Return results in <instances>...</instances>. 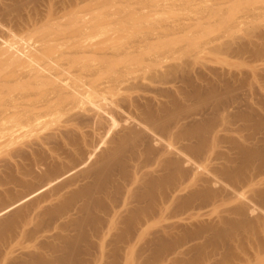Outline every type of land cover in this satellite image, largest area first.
Instances as JSON below:
<instances>
[{
  "label": "rangeland",
  "instance_id": "374dc122",
  "mask_svg": "<svg viewBox=\"0 0 264 264\" xmlns=\"http://www.w3.org/2000/svg\"><path fill=\"white\" fill-rule=\"evenodd\" d=\"M16 1L19 2L21 0ZM16 1L0 0V46L2 47L4 41L11 40L10 43L14 41L13 44L21 48V51H24L26 44L21 43L24 46H20L21 41L19 39H21L22 36L23 38H28L29 30V33L32 32L30 34L31 37L32 34L39 31L37 29L43 26L40 28V32H37L38 34L32 37L40 38L41 36H46L47 38L56 39L59 35L68 34L76 30L81 21L80 16L82 17L86 11L89 14L93 12V15L91 14L92 17L103 18V21L107 25L112 24L114 20L118 18V15L127 14L126 16L129 17V13H135L139 18H135L136 20H133V23L130 21L131 24L129 23L130 25L128 24L129 26L123 29L119 36L120 38H108V34H100L92 38L89 34H82V36L79 35L76 39L77 45L80 46L74 48V50L86 47L87 45V48L91 49L90 51L96 54L97 59L96 57L89 59L90 61L88 60L87 67L81 69L80 73L83 77L92 75L91 77L98 79L107 89L105 96L108 98L104 101V104H106L107 109L111 111L113 117L116 119H114L115 124L110 126L111 128L109 127L106 129L107 134L106 131H104L105 128L100 123H98L97 126L96 124L94 126L91 125L94 129L86 125L84 130H86V132L89 130L86 136V140L89 139L88 142H86L88 146L82 141L80 144H75V146L70 147L76 148L77 150L75 149V151L70 149L66 150L63 148L64 146L59 148L58 146L60 145L58 144L60 143L55 144V142L42 145L33 144L31 145L32 148L29 146L27 147V145L24 144L23 136H19L17 132L15 133V137H12V140L6 143L10 139L11 133L8 131V133L0 132L1 135L4 134L0 137H4L2 140L0 139V180L4 178L9 181L6 182L3 179L7 184L3 183V180L0 181V195L4 192L3 196L6 194L4 196L6 197L8 194L5 200L3 199L4 197L1 198L0 196L2 200H0V204L3 205L4 202L5 205H9L10 202L14 201V196L18 197L20 194V197H22V193L26 195L27 191L32 193L30 190L33 189V185L34 188H37L36 184L38 181V185L40 186L44 184L41 182L48 181L42 180L44 175L45 178L43 179H46L49 174L56 178V174H58L56 168L61 167L59 169L61 170L63 168L62 170H64V166L74 165V162L76 163V161H80L81 159L80 151H83L82 154H85L86 151L90 149L93 150V144L95 145L98 143L102 145L101 147L97 145V149H95L93 153L94 156L92 154L94 161H97L101 157L102 150L111 145L114 136L117 137L119 133H122L130 127L137 131H142L143 129V132H146L145 130L147 129V131H150L146 132L148 135L147 140H149L148 142L150 143L146 144V147L148 146V148H151L153 144L152 146L155 145V148L152 147L151 154H148L146 157H143V155L145 156V154H143V158L140 157V161L147 158V162L146 160H143L145 163L142 162L144 165L140 162L138 167L135 165L129 167L133 172L137 173L138 171L137 183L143 188H140L141 191L144 190V188L145 191L149 189V186L146 185L145 187V184H147L149 180L153 182L155 179L156 182L162 183V179H164V177L168 179L170 177L169 174L172 173L174 175L176 174V178L174 179L175 181L169 183H166L167 179H164L165 183L162 184L165 186L159 185L158 188L156 187L154 189V191L157 190L155 196L153 194V202L150 201L155 207L154 211L156 214L154 219V241L150 243L149 247H146L144 246L146 242L145 238H142L138 250L139 252L137 251L138 254L136 253L135 256L136 258L127 264H264V155L261 153L259 155L250 153L252 147L257 148L258 146L260 147L259 149L264 148V0H24L25 2L22 0L19 3H15ZM27 1H29V3ZM10 8L11 13L7 12L10 11ZM3 12L6 14L4 17ZM135 14L134 16H136ZM56 23L60 25L57 26ZM50 24L54 27L57 26L58 31L59 29L63 30L61 29L62 26L67 30H63L62 33L59 34L57 33L58 31L54 32L53 29L50 30ZM47 27L49 28L48 30ZM14 36L15 38H13ZM162 37L164 38L162 39ZM157 39L159 41H157ZM17 41H20L19 46ZM88 43L90 44L88 45ZM162 48L163 50H161ZM78 54H80V52H78ZM143 54L145 55L143 56ZM89 63L91 65H89ZM14 85L10 90L12 94L9 92L11 98H14L13 96H17L20 93L21 87L19 86L18 88V85ZM16 90H18V92ZM159 94L161 96H159ZM162 95H164V97ZM96 96L98 97L96 94L92 99L96 98L95 100H97ZM134 97H137L139 100L136 98V102ZM126 102L128 105H125ZM148 102L150 105L154 104L156 107L155 110L153 109L154 106L148 105V107L150 106L149 110L146 105L149 104ZM164 102L165 104L167 103L168 109L165 108ZM120 103L121 105H119ZM138 103H140V105ZM124 106L126 107L125 109H123ZM159 107L161 108L160 111H163L162 113L158 111ZM143 108L149 110V112L152 109L156 111L150 112L151 115L155 113V115L152 116L151 122H155L153 120L159 118V114L170 111L168 113L169 115L170 113L175 114V116L177 114L176 119L178 121L174 120L177 124L172 121L173 124H170L166 131L163 127L161 128L163 130H161L158 125L161 124L162 121L160 122L161 119L159 118L158 122L160 123L158 125L154 124L158 127H154L158 129L160 133L159 131L156 132L155 128L152 126L153 124L149 126L147 123L149 122L150 113H147V111L145 112L146 114H143ZM162 109H166L167 111ZM81 111V113L84 114V111ZM180 114H182L183 119ZM147 115L149 116L148 119H144ZM166 115L167 114H163V118H167ZM139 117L141 118L139 119ZM142 117L143 120L147 122H143ZM211 118L214 119L212 122L213 124L211 123L212 128L210 127L209 130L206 131L208 132V136L204 137V142H200L199 139L197 141L195 138L196 136H193V138L186 135L188 131L187 128H190L192 124L195 126L197 123L202 121L206 122V119L208 120ZM117 121L119 122L117 123ZM140 121L144 124L141 125L144 126L141 127L142 129L139 127V124H141ZM137 122L139 123L136 124ZM29 123V121H26L23 124L25 128L27 127L26 129L30 130L31 125ZM116 123L120 124L116 125ZM64 124L65 121L54 125L45 124L40 130L42 131L41 134L56 135L57 130L60 128L62 129ZM171 126L174 128L170 129ZM116 127L118 128L116 129ZM182 130L186 132L183 133ZM92 131L93 133L95 132L94 134L96 137L93 135ZM162 131L164 135L161 133ZM149 133L154 135L152 136ZM165 133H167L166 136ZM182 133L185 136L182 135ZM5 134H8L9 137ZM97 135H99L100 138H98ZM5 136H7L8 139L5 138ZM158 136L163 138L164 144L160 142L162 138ZM152 137L157 140L154 141ZM158 138H160V140H158ZM100 140L103 141V144ZM150 140H153L152 144ZM78 141L80 142L81 140ZM146 141L144 143H148ZM62 144L64 143H61V145ZM158 146L159 148H157ZM164 146L167 148H164ZM210 146L212 147L210 148ZM16 147H19V152ZM35 148L37 150H35ZM253 148L251 150H253ZM20 149L21 151L23 149L25 150L24 154H27L26 151L28 150L29 154L23 158ZM60 149L63 150V153L60 152ZM37 151H41L40 154H42L41 157L44 158H42L44 163L51 160L50 164L48 162L50 166L47 164V167L44 166L45 164L42 163L43 160L39 158L40 156L38 157ZM13 152L16 155L13 154ZM64 152L68 154H64ZM43 154L46 157L48 156L49 160H46L48 158L43 156ZM52 155L56 157L52 158ZM66 155H71V158L75 156L73 158L75 161L71 158H66L68 157ZM27 157H30L32 163L28 162L30 159L28 158L27 160ZM93 157H91L92 159L89 158L87 162L91 159L89 163H94L92 162ZM151 157H155L156 159L154 160V158ZM177 158H179L180 161H176H179L182 166L178 164L179 162L176 164V167L169 166L168 160H172L176 163L175 159ZM186 158H190V161ZM55 159H57L58 162ZM149 159H152V161L150 160L148 163ZM4 160H6L7 163L4 162ZM17 160H20L19 162H21L22 168L19 162L17 163ZM37 160L39 163H37ZM54 160L56 162H54ZM181 160H186L187 162L184 161L186 163H182L183 161ZM3 163L7 165L9 169H7V166L3 167ZM40 163L41 165L43 164V166H41L42 168L39 166ZM89 163L86 164L87 167ZM11 164H13V166ZM53 164L55 166L51 167ZM183 164L185 166H183ZM28 165H30L29 167L33 170H31L32 172L37 170L35 173L39 171L43 176L31 172L32 175H36L35 179L34 177L32 178L28 172L30 171ZM57 165L58 167H56ZM35 166L37 168H35ZM48 166L53 168V172L51 173L49 171L50 173L48 172L49 174L47 173L48 175H46L44 173L50 169ZM89 166H91V164ZM177 166L182 167L183 169L180 168L181 170L179 171L183 172H177V168H179ZM23 167H26L25 169L28 170L27 173L26 171L24 172ZM54 167L56 170H54ZM15 168L17 174L14 173ZM45 168L48 169L46 170ZM88 168H86V170H88ZM158 168L167 169H161L157 172L154 171ZM2 169L5 170V173L1 171ZM39 169H43L44 171L42 172L44 173ZM11 170L14 171L12 172ZM50 170L52 171V169ZM60 170L59 172L62 173V170ZM82 170L83 169L80 171ZM150 170L152 172H150L151 174L149 173ZM169 170H171L170 173ZM173 170L176 171L172 172ZM21 171L22 173L20 174ZM83 171H85V169ZM83 171L78 174L77 183L79 186L82 185L83 182H85L83 184H90L91 181L89 180L93 181L91 176L88 178L83 176ZM143 171L144 173L147 171L145 175ZM75 172H73V176ZM2 173L5 174V176ZM54 173H56V176L53 175ZM11 174L14 176L17 175L16 177L18 178L21 177V182H18V178H16L17 182H15L16 180H13L15 177ZM153 174L156 175V177ZM9 175L11 177L13 176V179H9V177L6 178ZM39 175L42 177L40 178ZM79 175L83 177V180ZM160 175H163V178ZM50 176L48 177L49 179L55 180L54 178L52 179V177L50 178ZM148 176L150 178H148ZM22 177L24 179L23 182H28L32 189L30 188L29 190L28 184L22 183ZM27 177L30 178L34 184L30 180L26 181ZM68 177L69 176H67V178ZM39 178L41 180H39ZM60 178L62 180L63 176ZM67 178L66 180L63 178L67 183L63 180V183H61L59 179L56 180L55 183L60 181L59 184L58 182L56 183L59 187L63 186L60 184H70ZM146 178L148 179L146 180ZM10 180L13 181L10 182ZM145 180L146 182H144ZM151 181H149V183ZM16 183H19L20 187L19 185L15 186L17 185ZM53 183L52 181L51 184ZM137 183H135L132 188H135L134 186L136 185L139 186ZM22 184L27 188H22ZM56 184L54 185L57 186ZM78 184L70 185L67 190H65H74L79 187ZM115 184H118L117 179L114 181L113 186H116ZM167 185L170 187H167ZM11 186H14L15 189ZM52 186L53 185H50L52 190H49L51 188L48 186L49 189L45 187L46 190L42 192H53L54 188H58V186ZM9 188L11 189L9 190ZM17 189H21L23 192ZM6 190L10 192L8 193ZM24 191L26 193H24ZM123 191H125V189H122L119 197L123 195ZM167 193H171L169 195V200ZM40 194H37V196L35 195L36 198L35 196L31 198H34L33 204L38 202ZM66 194L69 193L65 192V196L67 197L68 195ZM9 196H13V200H11ZM17 197L15 200L18 199ZM30 201L31 202H26L27 204L24 202L25 205L21 203L20 207L25 206L23 207L24 209L28 207V210L34 209L35 207L34 211L32 209L33 215H35L37 208L35 205L33 206L32 200ZM154 201H156V204ZM51 202L56 203L57 200ZM147 202H149V200H143V203L141 202L140 205L143 207ZM106 204L110 206V202ZM155 209H157V211ZM12 212L8 213L11 214ZM8 213L4 214L1 218L7 217ZM31 228H33V224ZM46 241L50 244L52 239L48 238L45 242H41L42 245L45 244L44 246H49V244H46ZM143 241L144 244L142 243ZM125 257L127 258L128 256L125 254Z\"/></svg>",
  "mask_w": 264,
  "mask_h": 264
},
{
  "label": "bare ground",
  "instance_id": "6f19581e",
  "mask_svg": "<svg viewBox=\"0 0 264 264\" xmlns=\"http://www.w3.org/2000/svg\"><path fill=\"white\" fill-rule=\"evenodd\" d=\"M21 1H19V2H21ZM19 2L16 1L15 3H19ZM27 2L29 3V1H27ZM5 4H7V3H5ZM73 5H75V4H73ZM103 7H101V8H103ZM12 10H13V8H12ZM22 10H23V8H22ZM41 10H42V8H41ZM7 12L11 13V8H10V11H7ZM3 14L2 15L4 17L6 14L4 12H3ZM91 14L93 15V12ZM91 14H89L86 11V13H84L82 17L80 16L81 21H80V24L76 30L71 31L68 34L59 35V37L56 39H52L50 37L47 38L46 36H41L40 38L32 37V36H35L36 34H38L37 32H40V30H41L40 28L43 26H41L39 29H37L39 31H36V33L34 32L35 34H32L31 37H30V34L32 32L29 33V31H30L29 30L28 31V34H29L28 38L27 37L23 38V36H22V38L20 37L21 39H19L21 41V42L19 41L20 44L21 43L26 44V46H25L26 50L24 49V51H21V48L16 47L13 44L14 41H13V43H10L11 40L4 41L2 43V47L0 46V132L3 133V132L8 131L9 133H11L10 139L6 143H9L12 140L11 138L15 137V133L17 132L19 134V136H23L24 144H26L27 147L28 146L31 147V145H33V144H37V145L41 144L42 145V144H46V143H50V142H52V143L55 142V144L60 143V144H58L60 146L57 145L59 148L64 146L63 148L66 150L70 149V150L75 151L76 148H70V147L75 146V144H80L82 141L86 144V142H88V140H89V139L86 140V136L88 134L87 132L89 131L88 130L86 132V130H84V127L86 125L92 127L91 125L94 126L96 124V126H97V124L100 123L105 128V130H104V128H103V130L106 131V129H108L110 126L115 124L116 119L113 117L111 111H109L107 109L106 104H104V101L107 100V98H108L105 96L107 89L100 83V81L98 79L91 77L92 75H90V76L84 75L85 77H83V76H81V73H80L81 69H85L87 67L88 60L91 58H95L96 54L91 52L90 51L91 49H88L87 45H86V47H81L77 50H74V48L80 46V45H77L76 39L79 35L82 36V34H89L92 38L97 37L100 34L101 35L102 34H108L109 35L108 38H112V39L115 37L120 38L119 36H120L121 32L123 31V29L126 26H129L131 24L130 21L132 22L133 20H136L135 18H139V17L135 13L134 14L137 17L134 16L133 13H129L128 14L129 17L126 16L127 14L118 15V18L116 20H114V22L112 24L107 25L103 21V18L92 17ZM81 15H82V13H81ZM25 16H27V15H25ZM19 19H20V17H19ZM56 20H54V21H56ZM48 23H49V20H48ZM51 24L49 25L50 30L53 29L54 32L58 31L57 26L60 24L57 25V23H56V25H57V26L55 25L56 27H54L53 25L51 26ZM0 28H1V26H0ZM65 28H67V27H65ZM48 29L49 28L47 27V30ZM61 29L65 30V31L67 30V29H64L63 26ZM42 30H43V28H42ZM63 30L59 29V31L57 33L60 34V33H62ZM65 31H64V33H65ZM68 31H70V30H68ZM15 36L13 38H15ZM18 38H19V35H18ZM163 38L164 37H162V39ZM157 41H159V40L157 39ZM19 42H18V46H19ZM99 42H101V41H99ZM97 43H98V41H97ZM23 44H21L20 46H24ZM89 44L90 43H88V45ZM142 47H141V49H142ZM115 48H116V46H115ZM147 49H149V48H147ZM161 50H163V48ZM78 52H80V54H78ZM138 55H139V53H138ZM144 55L145 54H143V56ZM132 57H134V56H132ZM135 57H138V56H135ZM96 59H97V57H96ZM108 61H109V59H108ZM137 61H139V60H137ZM89 65H91V64L89 63ZM90 72H92V71H90ZM14 84H16V85H14ZM13 85L14 86L18 85L17 87L19 88V86H20L21 88H20V93L17 96H13L14 98H11L9 92H11L10 90H11V87ZM16 91L18 92V90H16ZM13 92H15V91H13ZM161 92H163V91H161ZM11 94H12V92H11ZM96 94L98 95V97L96 96L97 100H95L96 98L92 99V97H94ZM168 95H170V94H168ZM159 96H161V95L159 94ZM162 96L164 97V95H162ZM151 97H150V99H151ZM136 98H135V100H136ZM149 101H151V100H149ZM136 102H137V100H136ZM165 102H164V104H165ZM168 103L170 104L169 100H168ZM126 104H127V102L125 103V105ZM138 104L140 105V103H138ZM166 104H165V106H166L165 108H167ZM119 105H121V103ZM139 105H138V107H139ZM146 105L148 107V105H150V103L146 104ZM143 106H145V105H143ZM150 106L153 107L154 104L150 105ZM162 106H163V103H162ZM157 107H158V104H157ZM160 107H159L158 111L160 113H162L163 111L162 112L160 111V109L162 107L161 108ZM217 107H218V105H217ZM125 108L126 107L124 106L123 109H125ZM155 108L156 107L154 106L153 109L155 110ZM153 109L150 112H156V111H153ZM78 110H80V111H78ZM81 110L84 111V114L81 113L82 112ZM142 110H144L143 114H146L145 112H147V111H148L147 113H150L149 112L150 108H149V110H145L144 108ZM162 110L167 111L166 109H162ZM158 111H157V115H158ZM169 112L170 111H167V113L166 112L163 113V114H167L166 115L167 118L166 117L163 118L165 115L163 116V114H159L160 116H162V117L159 116V118L161 119L160 122L162 121L161 124H159L160 122H158L159 118H156L157 121L154 119L153 121H155V122H151L152 116H154L155 113L154 114L152 113V115L150 113L149 122L144 121L143 117H142V121L147 122L149 126H151L153 124L152 125L153 127L155 126L154 124H156V125L159 124L158 125L159 128L161 129L163 127V129L166 131L168 129V126L170 124H173L172 121L177 120L176 119L177 114H176V116H175V114H172V113H170V115H169L168 114ZM179 112H178V114H179ZM183 112H184V110H183ZM182 114H180L181 117H182ZM80 115H81V117H80ZM135 116H137V115H135ZM148 117L149 116L147 115V117H144V119L145 118L148 119ZM156 117H158V116H156ZM140 118L141 117H139V119ZM182 119H183V117H182ZM124 120H126V119H124ZM26 121L30 122L29 123L31 125L30 130L26 129L27 127L26 128L24 127L23 123ZM62 121H65V124L63 126L61 125L62 129L61 128L58 129L56 132V135L55 134H48V135H42L41 134L42 131H40V130L45 126V124L54 125L56 123L59 124ZM137 121H139V120H137ZM213 121H214V119L211 118L208 120L206 119V122L202 121V122L197 123V124L195 123L196 124L195 126H194V124H192L191 125L192 128L190 126V128L189 127L187 128L188 131L187 132L185 131L186 135H188L189 137L190 136L191 137L196 136L195 138L197 139V141L199 139L200 142H204L205 141L204 137L208 136V132H206V131L209 130V128L211 127V123ZM118 122L119 121H117V123ZM117 123H116V125L120 124V123L119 124H117ZM138 123L139 122H137L136 124H138ZM174 123L177 124V122H175V121H174ZM182 123H184V122H182ZM123 124H125V123H123ZM139 125L138 126L140 127V129H142L141 127H144V126H141V125H144V124H142V122ZM160 125H161V127H160ZM158 126H155V127H158ZM117 128L118 127H116V129ZM171 128H174V127L171 126L170 129ZM92 129H94V128L92 127ZM97 129H98V127H97ZM163 129H161V130H163ZM155 130H156V132L159 131L156 128H155ZM184 130H182V132ZM143 131H144L143 129H142V131L141 130L137 131L136 129L134 130L132 127L124 130L123 132L121 131L122 133H119L117 137L114 136V139L112 140L111 145L109 147H107L106 149L102 150L101 157L97 161L96 160L94 161V157H93L94 154L93 153L95 152V149H97L96 148L97 145L99 147H101L102 145L101 144L99 145L98 143L94 145L92 142L93 150H91V149L89 151L85 150L86 152L84 151L85 152V154L83 153L84 155L82 154L83 151H80L81 152L80 161H76V163L74 162V165H68V166L66 165L67 167L64 166L65 169L62 170L63 169L62 168L61 169L62 171L59 169L61 167L56 168L57 169L56 172H58V174L54 173L53 175L56 174L58 178L57 177L54 178V177L50 176L51 174H49V173L53 172V168L49 167L51 160H49L48 156L46 157L44 155L45 154L44 153L43 156L48 158V159H46V158L45 159L49 160L48 161L49 164H48V162L44 163V160H43L44 158L41 157L42 154H40L42 150L40 152H38L40 150V148H39V150L37 151L38 157L40 156L39 158H41V159L43 158L42 163L45 164L44 166H46V164L49 165L48 167L50 169H52V171L50 169L47 170L48 168L47 169L45 168L47 170L45 173L42 172V171H44L43 170L44 168L42 170L41 169H39V170H41V172L46 174V175L49 174L50 178L52 177V179L54 178L55 180L49 179L48 178L49 176L47 177L48 179L47 178L43 179V178H45V175H44V177H42L43 175L41 173H39V171L35 173V171H37V170L32 172L33 170L29 167L31 164L28 165V168H30L29 169L30 171L26 170L25 169L26 167H23L24 172L26 171V173H27V171H28L32 178L34 177V179H35L37 174H41L42 176L39 175V177L40 178L42 177V180H48V181L41 182L42 184L44 183L41 186L38 185L39 184V181H38L37 184L35 183L37 188H34V185H33L34 183L30 180V178L27 177L28 179L26 178V181L30 180L33 183L32 184L33 189H32L30 187L31 185H29L28 182L27 183L25 181H24L25 183L23 182L24 179L22 177V183L28 184L27 185L29 187L28 189L30 190V188H31L33 190V191L30 190V192H32V193H29L27 191V193H28L27 194L24 191V193H26V195H24L22 193L23 191L21 189H17V190L22 191V192H20L23 195L22 197H20V194L19 195L17 194L18 197L14 196V198L16 199V197H17L18 199L17 200L14 199V201L10 202L9 205L8 204L5 205L4 202H3V205L0 204V206L1 205L3 206V207L2 206L0 207L1 208L0 209V264H127L128 262H130L131 260L136 258L135 256H136L137 251L140 248L142 238H145V241H146L144 246L149 247L150 243H153V241H154L153 240L154 239V228H155V220L154 219H155L156 214L154 211L155 207L153 206L152 200H153V194L155 196V192L157 190L156 189L154 191V189L156 187L158 188L159 185L163 186L162 183H165V180L167 178L164 177L165 180L162 179L163 178L162 176L164 175L163 174V175H160L162 177L161 179L163 180L162 183L156 182L155 179L153 182L151 180H149L151 182L149 183V181H148L147 184H145V187L147 185V186H149V189L147 188L148 190L145 191V188H144V190L141 191V189H143V188H141V185L137 183L138 171L136 173V172H133L129 168L130 166H134V165L138 167L140 162H141V164L145 163V162H143V160L145 161L147 158H144L143 160L140 161V157H142L143 154H145V156L143 155V157H146L148 154L152 153V147L155 148V145L152 146L153 145L152 142H153V140L156 141L157 139L152 137L153 140L152 141L150 140L151 144H152L151 148L150 147L148 148V146L146 147V144L150 143V142H148L149 140H147L148 135L146 132H150V131H147V129L145 130L146 132H143ZM185 132H183V133H185ZM92 133H93V131H92ZM94 133H93V135H95ZM110 133H111V131H110ZM159 133H160V131H159ZM161 133L163 134V131ZM183 133H182V135H184ZM206 133H207V135H206ZM106 134H107V131H106ZM149 134H151V133H149ZM166 134L167 133H165V136H166ZM179 134H180V132H179ZM3 135L4 134H2V135L0 134V137ZM5 135H7L9 137L8 134H5ZM7 136H5V138L8 139ZM89 137H90V135H89ZM95 137H96V135H95ZM97 137L100 138L99 135H97ZM158 137H161V136H158ZM178 137H179V135H178ZM2 138H4V137H2ZM2 138H0V139L2 140ZM3 140H5V139H3ZM78 140H81V141L79 142ZM158 140H160V138H158ZM161 140L163 141V138ZM165 140H166V138H165ZM145 141L148 143H144ZM162 141H160V142L164 144V141L163 142ZM100 142H102V144H103V141L100 140ZM61 143H64V144L61 145ZM143 143H144V146H143ZM41 145H39V146H41ZM162 145H161V148H162ZM197 145H198V143H197ZM80 146H82V145H80ZM58 147H56V148H58ZM196 147H199V146H196ZM211 147L212 146H210V148ZM16 148H17V151L19 152V149H18L19 147H16ZM157 148H159V146ZM164 148H167V147L164 146ZM254 148H253V150L250 149L251 154H255V155L258 154L259 155L261 153L264 155V148L259 149L260 147H258V146H257L258 149L256 147H254ZM54 149H55V147H54ZM62 149H60V152L63 153ZM35 150H37V149L35 148ZM27 151H26V153L29 154V151L28 152ZM15 152H16V150H15ZM20 152H22L23 158L25 156H27V154H24V152H25L24 149L22 151L20 149ZM58 153H59V151H58ZM69 153H70V151H69ZM13 154H15V153L13 152ZM60 154H59V156H60ZM64 154H68V153L64 152ZM92 154H93V156H92ZM178 155H179V152H178ZM181 155H183V154H181ZM66 156H68V155H66ZM70 156L71 155H69L66 158H71ZM55 157L56 156H53L52 158H55ZM74 157L75 156H73V158ZM91 157H93L92 162H94V163H89V161L92 159ZM187 157H189V156H187ZM28 158L30 159V157H27V160H28ZM31 158H33V157H31ZM73 158H71V159H73ZM89 158H91V159L87 162V160ZM151 158H154V160L156 159L155 157H151ZM186 159H188V158H186ZM55 160H57V159H55ZM55 160H54V162H56ZM150 160L152 161V159H149L148 163ZM176 160H179V158L175 159V161ZM19 161L20 160H17V163ZM31 161H32L31 159H30V161L28 160V162L32 163ZM69 161H70V159H69ZM73 161H75V160L73 159ZM168 161H169V163H168L169 166L176 167V164L180 160L176 161V163L172 160L171 161L168 160ZM181 161H183L182 163L187 162L186 160H181ZM184 161H186V162H184ZM4 162L7 163L6 160H4ZM52 162H53V160H52ZM57 162H58V160H57ZM86 162L89 163V165L91 164V166L88 165V167H90V168L87 167ZM146 162H147V160H146ZM37 163H39V161ZM70 163H72V162H70ZM153 163H152V165H153ZM19 164H20V167L22 168L21 162H19ZM43 164L41 165V163H40L39 166L41 167V166H43ZM54 164L51 167L55 166ZM178 164L180 165L181 163L179 162ZM2 165H3V167L7 166V165H4V163ZM11 165L13 166V164H11ZM26 165H27V163H26ZM63 165H65V164H63ZM162 166H164V165H162ZM169 166H167V167H169ZM180 166H182V164ZM183 166H185V165L183 164ZM14 167H15V165H14ZM31 167H32V165H31ZM56 167H58V165ZM143 167H145V166H143ZM174 167H172V168H174ZM177 167H179V166H177ZM19 168H18V170H19ZM35 168H37V167L35 166ZM86 168H88V170H86ZM180 168L183 169L182 167L177 168L178 170L176 168L175 169L177 170V172L181 173L183 171H179V170H181ZM7 169H9L8 166H7ZM56 169L54 167V170H56ZM58 169L62 173H60ZM79 169L80 170L85 169V171L82 170L83 176H85L87 178L90 176L92 177L91 179H93V181L88 179L89 181H91L90 184L89 183L83 184V183H85V182H83L82 185L79 186V184L77 183L78 182L77 178H78L79 172L80 173L82 172ZM161 169L163 170V169H167V168H158L157 170L155 169L154 171L157 172L158 170H161ZM3 170L4 169H2L1 171L5 173V170L4 171ZM14 170H11V171L12 172L14 171V173L17 174L16 168ZM171 170H169V173ZM176 170H173L172 172H174ZM77 171H78V173H77ZM140 171H141V169H140ZM31 172L35 173L36 175H32ZM73 172H75V174L77 173L76 174L77 177L75 176V174H74V176L72 175ZM146 172L144 173V171H143V174L145 175ZM150 172H151V170L149 171V173ZM21 173H22V171L20 172V174ZM59 173H60V175H59ZM29 174H28V176H29ZM3 175L5 176V174H3ZM11 175H13V174H11ZM81 175H79V176H81ZM169 175H170V177L167 179L166 183L175 181L174 179L176 178V176H175L176 174L174 175L172 173ZM16 176L17 175L14 176L15 179H13L10 175L7 176L6 178H8V177H9V179L12 178L14 181L16 180L15 182H17L16 178H18V177H16ZM25 176H27V175H25ZM62 176L65 180H66L67 176H69L71 178V180L69 177H68L69 179L67 178V180L70 181V184H60L63 186L59 187V185H57L56 183L58 182V184H59L60 181H57L56 183H55V181L58 180ZM65 176H66V178H65ZM154 176L156 177V175H154ZM181 176H182V174H181ZM20 178H18V182H21ZM40 178H39V180H41ZM63 178H62V180L65 181ZM148 178H150V177L148 176ZM148 178H146V180ZM36 179H38V178H36ZM116 179L118 181V184L117 185L115 184L116 186H113L114 181H116ZM142 179H143V177H142ZM2 180H0V181H2ZM4 180H3V183H5ZM13 180H10V182H12ZM59 180H61V178ZM62 180H61V183H63ZM82 180H83V177H82ZM139 180H140V178H139ZM146 180L144 182H146ZM5 181L9 182L8 180H5ZM52 181L54 182L53 184H51ZM177 181H178V179H177ZM31 182H29V183H31ZM178 182H176V183H178ZM65 183H67V181H65ZM135 183H137L139 186L136 185V186H134L135 188H132V186ZM5 184H7V183H5ZM16 184L17 185H15V184L14 185L15 186L19 185V187H20L19 183H16ZM23 184H22V188L26 189L27 187L26 186L24 187ZM54 184H56L58 186V188H54L53 192L52 191L51 192L45 191L46 193L42 192V191L46 190V188L49 189L50 185H53L52 187H57ZM77 184L79 186L78 188L71 190V191H66L70 185H77ZM38 186H40V187H38ZM11 187L13 189H15L14 186H11ZM167 187H170V186L167 185ZM10 189L11 188H9V190ZM122 189H125V191H123V193H122L123 195H121V197H119V194L122 191ZM9 190H6V191H8V193H9L10 192ZM49 190H52V188ZM63 190H65V191L62 192ZM12 192H14V191H12ZM65 192L69 193V194H66V195H68L67 197L65 196ZM3 193H2V195H0L1 198L6 195L5 194L3 196ZM37 194H40L39 198H38V202L35 201L36 203L33 204L34 198L33 199H31V198L34 197L35 195L37 196ZM170 194L167 193L168 200H169ZM13 195H15V194H13ZM56 195H57V197H56ZM7 196H8V194H7ZM36 196H35V198H36ZM6 197H4L3 199L5 200ZM12 197H10L11 200H13ZM1 198H0V200H1ZM30 200H32L33 206L35 205L37 208V212L35 213V215H33V212H32L33 206L31 207L32 209H30V210H28V207L26 209H24L23 207H25V206H23V205H22L23 207H20L21 203L24 204V202L25 203L28 201L31 202ZM53 200H57V202L52 203L51 201H53ZM143 200H149V202H147L142 207L140 205V203L141 202L143 203ZM150 201H152V202H150ZM107 202L108 203L110 202V206H108L106 204ZM154 202L156 204V201H154ZM8 203H9V201H8ZM28 206H30V205H28ZM12 209H14V210H12ZM34 209H35V207H34ZM34 209H33V211H34ZM155 210L157 211V209H155ZM7 211L12 212V213L9 214ZM6 213H8L7 217L1 218ZM32 224H33V228H31ZM48 238L52 239V242L50 244L47 243V241H46V244H49V246H47V245L44 246L45 244L42 245V243L45 242V240ZM142 243L144 244V241ZM125 254L128 256L127 258L125 257Z\"/></svg>",
  "mask_w": 264,
  "mask_h": 264
}]
</instances>
